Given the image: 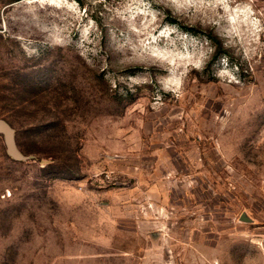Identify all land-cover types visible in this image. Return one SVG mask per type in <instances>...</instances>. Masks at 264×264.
<instances>
[{
    "label": "rangeland",
    "instance_id": "1",
    "mask_svg": "<svg viewBox=\"0 0 264 264\" xmlns=\"http://www.w3.org/2000/svg\"><path fill=\"white\" fill-rule=\"evenodd\" d=\"M0 119V264H264V0H0Z\"/></svg>",
    "mask_w": 264,
    "mask_h": 264
},
{
    "label": "water",
    "instance_id": "2",
    "mask_svg": "<svg viewBox=\"0 0 264 264\" xmlns=\"http://www.w3.org/2000/svg\"><path fill=\"white\" fill-rule=\"evenodd\" d=\"M0 135L3 138L7 155L14 161H25L28 157L24 156L17 147L15 141V130L4 119H0ZM240 221L251 223L252 220L242 214L239 218Z\"/></svg>",
    "mask_w": 264,
    "mask_h": 264
}]
</instances>
